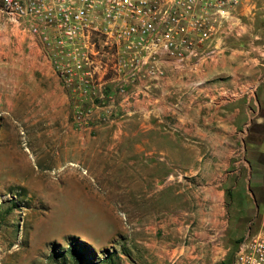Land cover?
Here are the masks:
<instances>
[{
  "label": "crops",
  "instance_id": "obj_1",
  "mask_svg": "<svg viewBox=\"0 0 264 264\" xmlns=\"http://www.w3.org/2000/svg\"><path fill=\"white\" fill-rule=\"evenodd\" d=\"M255 32L251 26L244 38L228 39L216 57L199 64L163 61L166 75L143 89L141 100L72 144L87 154L120 157L126 188L121 207L129 223L120 222V236L108 245L113 253L103 258L108 246L88 242L90 255L67 238L58 249L35 252L26 264L233 260L238 240L264 226V98L257 93L264 89V55L256 51ZM47 63L0 10V84H15L19 74L44 76ZM27 85L30 94L31 81ZM37 85L41 100L59 105L68 124V98L58 79ZM165 189L164 197L156 196Z\"/></svg>",
  "mask_w": 264,
  "mask_h": 264
},
{
  "label": "built area",
  "instance_id": "obj_2",
  "mask_svg": "<svg viewBox=\"0 0 264 264\" xmlns=\"http://www.w3.org/2000/svg\"><path fill=\"white\" fill-rule=\"evenodd\" d=\"M248 1L2 0L0 10L52 66L73 122L89 128L141 100L166 75L163 61L199 64L248 35ZM225 264H264V226L244 236Z\"/></svg>",
  "mask_w": 264,
  "mask_h": 264
},
{
  "label": "rangeland",
  "instance_id": "obj_3",
  "mask_svg": "<svg viewBox=\"0 0 264 264\" xmlns=\"http://www.w3.org/2000/svg\"><path fill=\"white\" fill-rule=\"evenodd\" d=\"M247 6L252 11L244 20L254 27L256 51L264 55V0H249ZM45 67L50 72L44 76L19 74L15 84H0V264H26L35 252L58 249L68 237L103 249L119 235L120 222L129 223L121 207L126 188L120 157L72 148L78 138L82 140L80 133L119 119L123 110L98 124L92 122V127L77 126L68 93L52 66ZM55 78L68 98L66 125L61 107L41 100L37 85L49 87ZM257 93L264 98L263 87ZM95 110L97 115L104 111ZM167 191L156 196L164 197ZM131 192L135 198L134 189ZM107 248L111 252L114 245Z\"/></svg>",
  "mask_w": 264,
  "mask_h": 264
},
{
  "label": "trees",
  "instance_id": "obj_4",
  "mask_svg": "<svg viewBox=\"0 0 264 264\" xmlns=\"http://www.w3.org/2000/svg\"><path fill=\"white\" fill-rule=\"evenodd\" d=\"M243 237H241L238 242L242 239ZM68 242L71 244V245H81V246H84L87 251H89V254L91 255L92 254V247L91 245L87 242V241H83L81 239H79L78 237H68ZM237 242V243H238ZM91 252V253H90ZM113 253V250L110 252L108 248H105L103 250V254H104V257L103 258H107L109 257L111 254Z\"/></svg>",
  "mask_w": 264,
  "mask_h": 264
},
{
  "label": "bare ground",
  "instance_id": "obj_5",
  "mask_svg": "<svg viewBox=\"0 0 264 264\" xmlns=\"http://www.w3.org/2000/svg\"><path fill=\"white\" fill-rule=\"evenodd\" d=\"M71 165H74V167L76 166V164H73V163Z\"/></svg>",
  "mask_w": 264,
  "mask_h": 264
}]
</instances>
